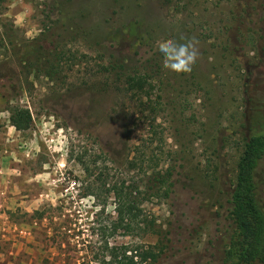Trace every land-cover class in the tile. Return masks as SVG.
<instances>
[{
	"label": "rangeland",
	"instance_id": "1",
	"mask_svg": "<svg viewBox=\"0 0 264 264\" xmlns=\"http://www.w3.org/2000/svg\"><path fill=\"white\" fill-rule=\"evenodd\" d=\"M180 38L198 41L190 74L156 54ZM256 122L264 0H0V264H113L158 242L155 264H232L231 185ZM124 195L140 215L113 233Z\"/></svg>",
	"mask_w": 264,
	"mask_h": 264
},
{
	"label": "trees",
	"instance_id": "2",
	"mask_svg": "<svg viewBox=\"0 0 264 264\" xmlns=\"http://www.w3.org/2000/svg\"><path fill=\"white\" fill-rule=\"evenodd\" d=\"M135 85L138 90H142L144 81L138 80ZM30 122L31 115L28 110L16 108L11 111L10 123L15 130H27ZM257 124L256 122V125L249 127L235 165L228 211L233 231L224 252L226 263L232 261V264H264V202L259 192V168L264 160V123ZM155 181L161 185L166 184L164 178H156ZM124 200L127 207L119 213V219L113 225V233L121 225H124V231L129 233V221H135L140 215L129 196L124 195ZM155 225V218H150L146 223L145 234L159 236L160 230H156ZM163 247L161 242L148 246H122L111 256L112 262L155 264L163 253Z\"/></svg>",
	"mask_w": 264,
	"mask_h": 264
},
{
	"label": "clouds",
	"instance_id": "3",
	"mask_svg": "<svg viewBox=\"0 0 264 264\" xmlns=\"http://www.w3.org/2000/svg\"><path fill=\"white\" fill-rule=\"evenodd\" d=\"M195 38L167 39L157 49L163 69L177 75L190 74L197 63L199 50Z\"/></svg>",
	"mask_w": 264,
	"mask_h": 264
}]
</instances>
